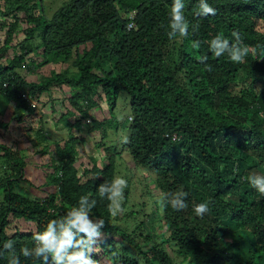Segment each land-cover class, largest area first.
I'll list each match as a JSON object with an SVG mask.
<instances>
[{
	"label": "trees",
	"instance_id": "16d2710c",
	"mask_svg": "<svg viewBox=\"0 0 264 264\" xmlns=\"http://www.w3.org/2000/svg\"><path fill=\"white\" fill-rule=\"evenodd\" d=\"M43 3H0V13L11 15L0 47V115L14 103L21 111L10 119L19 124L20 115L33 110L31 101L36 106L44 93L69 87L79 116L74 124L64 119L72 129L80 130L102 100L110 116H94L86 126L104 136L117 129L114 110L124 94L131 120L121 127L126 131L123 151L109 148L113 152L101 167L92 157L91 168L79 171L78 139L71 134L63 145L56 142L45 164L50 171L42 197L17 191L28 157L0 143L10 169L0 176V264H9L13 256L19 264H45L25 257L22 249L32 247L34 233L61 218L83 195L96 200L91 215L105 222L91 253L96 264H264V195L247 180L256 170L264 171V119L259 115L264 112V57L250 53L243 63H234L209 49L218 34L235 42L233 33L250 48L264 49V0H208L216 14L207 17L196 14L200 0H184L189 33L176 39L168 38L172 0H65L51 16ZM21 21L27 26L16 44L19 53L4 61L2 54ZM194 41L199 48L192 47ZM50 64L67 67L51 69L36 81L19 71ZM11 120L0 126L9 129L15 124ZM45 131L40 127L34 134L45 140ZM125 152L135 166L147 169L150 179L145 200L122 213L129 198L126 182L121 211L112 217L98 189L120 173L118 159L123 161ZM179 191L187 193L183 210L161 206L163 195ZM200 202L209 204L203 217L192 208ZM133 216L131 226L121 225L120 220ZM18 219L32 227L8 232L11 220ZM9 240L12 250L3 247ZM46 264H53L50 257Z\"/></svg>",
	"mask_w": 264,
	"mask_h": 264
},
{
	"label": "rangeland",
	"instance_id": "374dc122",
	"mask_svg": "<svg viewBox=\"0 0 264 264\" xmlns=\"http://www.w3.org/2000/svg\"><path fill=\"white\" fill-rule=\"evenodd\" d=\"M4 1L5 0H0V3L4 4ZM63 1L65 0H43L47 16H51L54 10ZM18 16L23 18L24 13L20 12ZM10 18L11 15L4 16L0 13V47L4 45V41L7 38L6 30ZM26 26V23L22 21L19 23L15 30V32L18 31V33H14L11 41L7 43L8 50L2 54V60L6 61L7 57L12 58L19 53V47L16 44H18V41L24 37L22 30ZM33 42H36V39ZM171 42L175 41L172 40ZM177 44L178 42L176 43V46ZM65 67H67V64H50L44 65L39 69L30 67L29 69H19V71L26 79L36 81L41 79V77L51 69L60 71ZM70 69L72 70L73 68L71 67ZM56 89L57 90L50 93H44L40 100L37 101L36 106H32L33 110L28 113V115L24 117L23 115H20L21 119L19 120V124H17L15 120L10 119V114L12 112L19 114L21 111V109L17 108L14 103V105L6 104V107L8 106L6 108V113L8 114L5 116L0 115V122L2 120L8 122L11 120L12 123H15L11 124L9 129L0 126V143H3L5 147L10 150H18L20 154L25 153L26 157H28V165L25 167L23 181L17 188V191L24 195L34 194L39 197L44 196L47 189L45 185L46 174L50 171L49 167L45 164L49 162L50 155L56 149L55 143L59 142V145H63L64 142L69 139L70 134L78 139L75 142L78 151L75 165L81 172L86 167L91 168L92 157L96 159L101 167L111 152H113L112 150L109 151V148L116 146L117 151H121L122 148H124L122 147V142L126 136V131L121 130V127L128 123L127 119L131 120L130 108L128 106L129 99L125 94L118 97L116 108L114 110L116 117L118 118L119 126L114 130L111 128L108 129L106 136H104L101 130H91L86 126L87 123H91V119L94 116L100 120L110 116V111L104 100L98 101V105L90 110L85 122L81 124L80 130L72 129V127L67 125L65 121L74 124L79 118L77 109L73 106L70 100L73 95V89H70L69 87ZM25 119L26 121H24ZM40 127L46 129L45 140L37 139L34 134L35 130ZM29 130L31 133H26V131ZM44 144L47 145L46 153H39L38 150L40 148L42 149ZM123 156V161L118 159V169L120 170V173L117 176L123 177L126 182L129 181L130 186L129 198L122 213L130 211L132 205H134V209H137V206L145 200V184H147L150 179V177H146L144 173L147 169L135 166L131 157L128 156L126 152ZM7 162L4 150L0 149V176L4 174V170H8L9 173L10 169H6L8 166ZM8 173L4 174V176L8 175ZM254 174L264 175V171L258 169ZM150 176H153L152 172ZM154 193H156V190ZM1 198L0 194V200ZM133 219H135V216L127 222L125 220H120V223L121 225L124 224V226L125 223H128V226H131ZM31 227V223H26L21 221V219H18L11 220V224L7 230L8 232H13L15 228L27 230Z\"/></svg>",
	"mask_w": 264,
	"mask_h": 264
},
{
	"label": "clouds",
	"instance_id": "9594fccd",
	"mask_svg": "<svg viewBox=\"0 0 264 264\" xmlns=\"http://www.w3.org/2000/svg\"><path fill=\"white\" fill-rule=\"evenodd\" d=\"M184 0H172L168 12V38H184L189 33V22L184 15ZM198 16L207 17L215 15L216 9L212 7L208 0H200ZM235 42L230 43L223 34L215 35L209 41V49L216 56L227 55L234 63H243L245 58L259 54L264 57V49H253L243 44L240 36L233 33ZM199 42L194 41L193 48H199ZM205 58H201L203 62ZM264 119V112L259 113ZM248 183L258 193L264 195V175L251 174L247 177ZM126 180L121 176L114 177L111 181L99 186V198L108 202V211L112 217H116L121 211ZM187 193L179 191L168 193L160 198L161 206H170L173 210L180 211L186 207ZM96 206V200L87 195L79 198L76 205L70 208L61 218H53L47 222L42 231H37L33 235V246L24 247L22 254L25 257H36L42 259L45 264L49 257L53 264H96L91 253L94 251L96 239L101 234V229L105 222L95 219L91 215L92 209ZM193 211L199 217H203L209 212L207 202L194 203ZM5 249L12 250L14 244L9 240L3 245ZM9 264H19L18 257L13 256Z\"/></svg>",
	"mask_w": 264,
	"mask_h": 264
},
{
	"label": "built area",
	"instance_id": "2783aa9c",
	"mask_svg": "<svg viewBox=\"0 0 264 264\" xmlns=\"http://www.w3.org/2000/svg\"><path fill=\"white\" fill-rule=\"evenodd\" d=\"M31 106H35V103H34V101H31Z\"/></svg>",
	"mask_w": 264,
	"mask_h": 264
}]
</instances>
